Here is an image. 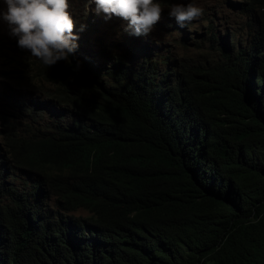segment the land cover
I'll use <instances>...</instances> for the list:
<instances>
[{
	"label": "trees",
	"instance_id": "obj_1",
	"mask_svg": "<svg viewBox=\"0 0 264 264\" xmlns=\"http://www.w3.org/2000/svg\"><path fill=\"white\" fill-rule=\"evenodd\" d=\"M235 9L246 37H264V0ZM209 29L201 41L213 56L180 58L176 71L177 59L157 63L140 42L113 55L87 28L68 61L36 62L54 95L11 112L25 123L6 133L7 152L31 190L8 186L1 163L0 264H264V153L232 128L239 119L214 113L225 79L213 58L230 56L237 41ZM166 97L204 111L223 161L217 181L192 178L157 134L155 103ZM40 191L55 207L50 222L33 215ZM78 209L87 216L71 214ZM67 221L86 243L68 237Z\"/></svg>",
	"mask_w": 264,
	"mask_h": 264
},
{
	"label": "clouds",
	"instance_id": "obj_2",
	"mask_svg": "<svg viewBox=\"0 0 264 264\" xmlns=\"http://www.w3.org/2000/svg\"><path fill=\"white\" fill-rule=\"evenodd\" d=\"M3 2L7 9L0 11V20L7 23L9 35L17 38V45L21 50L30 52L32 57L47 67L62 60L68 61L76 52L79 36L74 31L76 21L71 12L70 0ZM92 4L95 5L94 11L97 14L103 13L106 19L115 16L126 21L130 34L137 37L150 35L163 18L164 12L158 0H86V6ZM168 15L184 27L199 20L203 16V9L194 2L174 3L168 8ZM85 28L86 25L82 24L80 30ZM240 40L230 56L213 58L219 62L225 79V87L220 89L222 99L214 113L222 119H239L231 124L232 128L239 133L245 129L248 132V141L264 153V37H246L243 29ZM76 67L78 70L80 65L77 64ZM44 82L52 85L45 80ZM26 99L21 98L23 102L13 110L21 109L22 103L27 104ZM155 111L158 117L155 127L157 134L174 157L182 161L184 169L187 168L191 177L208 183L217 181L222 173L223 161L216 154L218 146L214 129L206 122L204 111L171 97L157 99ZM236 114L240 117L235 116ZM226 134L224 132L223 137ZM231 138L232 135L228 134L227 141H231ZM3 180L8 186H16L22 193L31 190L24 185L27 177L18 185ZM30 199L33 215L50 222L49 213L55 211V207L46 196L40 191L36 199ZM75 222H65L70 225L66 234L77 241L85 238L83 243H86L85 233L80 235Z\"/></svg>",
	"mask_w": 264,
	"mask_h": 264
},
{
	"label": "rangeland",
	"instance_id": "obj_3",
	"mask_svg": "<svg viewBox=\"0 0 264 264\" xmlns=\"http://www.w3.org/2000/svg\"><path fill=\"white\" fill-rule=\"evenodd\" d=\"M164 8L163 18L156 25L153 32L148 36H134L130 34L127 28V22L123 19L113 16L106 19L103 13L97 14L94 11L95 5L86 6V0H70L71 12L76 21L75 33L80 32L81 25H86L88 34L93 40L96 38L104 42L106 50L111 54L125 53V45L128 42L131 48H136V44H146L150 47L152 56L157 63L169 58L177 59V65L173 59L172 70L176 71L180 65V58L186 61L196 62L199 58L205 59L204 54L213 56L208 44L203 45L201 39L208 38L211 28L216 35L224 36L229 32L234 33V42L240 39L243 32L245 21L235 10L237 0H158ZM194 2L203 9V16L199 20H194L190 24L181 27L174 18L168 15V8L174 3ZM7 5L0 0V11H6ZM88 21L92 23H88ZM211 26V27H210ZM99 28L98 30H96ZM233 31V32H232ZM78 35V34H77ZM98 43L93 41L91 49L93 52H99ZM198 46H201L200 48ZM38 63L35 57L28 51L21 50L17 45V38L9 35V28L6 22L0 20V165L4 163L6 169L4 172L5 180L10 184H21L26 180L21 167H13L11 158L6 146V133L13 130L12 126H19L18 131L24 129V121L11 115L13 108L23 102L21 98L37 97L44 100L48 94L54 95L52 85L44 82L38 76ZM101 63L102 61H99ZM158 65V64H156ZM161 66V65H158ZM56 111L53 108H50ZM52 115L43 116V124L49 122L48 118ZM17 121V123H15ZM16 131V128H15ZM3 169V167H2ZM3 170L0 171V177ZM71 214L85 218L87 212L78 209Z\"/></svg>",
	"mask_w": 264,
	"mask_h": 264
}]
</instances>
